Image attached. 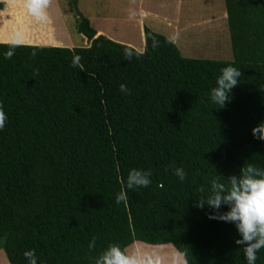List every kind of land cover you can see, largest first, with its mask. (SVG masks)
Here are the masks:
<instances>
[{"label":"trees","instance_id":"16d2710c","mask_svg":"<svg viewBox=\"0 0 264 264\" xmlns=\"http://www.w3.org/2000/svg\"><path fill=\"white\" fill-rule=\"evenodd\" d=\"M78 2L88 47L0 43V251L10 264L30 250L38 264H96L111 245L141 242L172 245L186 264H246L235 226L196 202L243 166L264 170L252 134L264 122V0H225L230 61L184 57L149 28L144 52L97 37ZM228 66L242 76L219 108L209 93ZM133 168L152 172L149 187L126 189Z\"/></svg>","mask_w":264,"mask_h":264},{"label":"rangeland","instance_id":"374dc122","mask_svg":"<svg viewBox=\"0 0 264 264\" xmlns=\"http://www.w3.org/2000/svg\"><path fill=\"white\" fill-rule=\"evenodd\" d=\"M21 1L17 0L14 6L12 4L8 20H5L3 16L0 17V24L3 25L0 29V42L23 45L33 43L35 40H42V37H30L29 30L27 31L28 27L34 26V33H40L42 28L46 29L49 26L53 30L52 35L57 33L56 38L63 45L62 47L85 48L89 46L90 43H85V36L79 34L77 30L79 16L72 12L70 0H47V6L43 9V19L38 18L34 12L30 14L26 5ZM78 1L80 12L90 21L91 26L97 32L101 31L103 36L117 43L128 45L139 52L145 51V28H149L156 33L165 35L173 42L175 41L174 43L184 57L233 60L231 40L230 43L229 41L226 43L228 52L225 53L221 44L218 43L217 37L215 39L209 37L207 42H205L207 36L194 42L190 38L192 35L194 39H197V32L200 30L205 33L210 31L208 23L201 28H194V26L198 21H202V17L207 20L217 16L215 8L218 3L216 0ZM222 2L224 5V0ZM7 3L9 4V2ZM7 21H10L7 25H10L11 28L6 27ZM11 24L14 26L12 27ZM173 31L177 36L173 34ZM33 37L34 39H32ZM208 47L210 48L205 49ZM144 255H147L146 259L151 260L153 264H165L163 253H145ZM175 259L178 264L182 263L178 257ZM0 264H10L3 250L0 251Z\"/></svg>","mask_w":264,"mask_h":264},{"label":"clouds","instance_id":"9594fccd","mask_svg":"<svg viewBox=\"0 0 264 264\" xmlns=\"http://www.w3.org/2000/svg\"><path fill=\"white\" fill-rule=\"evenodd\" d=\"M47 6V0H32L31 9L38 18L43 19V9ZM131 52H127V58L131 59ZM12 53L6 55L11 59ZM242 72L233 66L225 67L218 76L216 86L210 90L209 100L212 104L224 108L232 100V92L240 83ZM120 91L127 93L126 85L120 86ZM7 117L0 108V130L5 127ZM252 134L258 140L264 141V122H261L252 129ZM173 174L180 180L186 179V172L183 168H174ZM152 172L140 168H133L129 171L126 179V189L135 190L147 188L151 185ZM230 189L223 183L213 181L211 194L206 198H199L196 207L212 210L209 218L231 223L235 226L239 239L235 243L243 250L246 264H256L258 252L264 249V170L255 166H243L238 175L229 179ZM127 191L121 190L116 195V204L126 202ZM227 207V211H221ZM90 247H95L93 240ZM28 264H38V257L34 250L24 253ZM96 264H153L151 260L142 257L138 252L128 253L118 245H111L96 260Z\"/></svg>","mask_w":264,"mask_h":264},{"label":"crops","instance_id":"0c3cea01","mask_svg":"<svg viewBox=\"0 0 264 264\" xmlns=\"http://www.w3.org/2000/svg\"><path fill=\"white\" fill-rule=\"evenodd\" d=\"M2 2L6 3V7L3 11H0V17H5V20H8V15L12 10V4L13 6L16 4L17 0H0ZM9 2V4L7 3ZM21 2H23L26 7L27 10L31 13H33V10L30 7V4L32 3V0H22ZM216 2L218 3V6L215 8V10L217 11V16L213 17V18H209L207 20H205L204 17H202V21H198L196 23V25L194 26V28H201L203 27L206 23H208L210 25V31L212 32H202L200 30L197 32L198 36L196 37L197 39H194L193 36L191 35L190 38H192L193 42L194 41H199L200 39H203L204 36H207L208 38H205V42H207V40L210 38L215 39V37H217V39L219 40V44H221V48L223 51H225V53L228 52L227 47H226V43L231 40V36H230V30H229V26H228V15H227V11H226V5H225V0H224V5L222 0H216ZM31 16V15H30ZM8 23H10V21H7V23L5 24L7 28H11L10 25H7ZM12 27L14 26L13 24H11ZM3 27L2 24H0V29ZM5 27V26H4ZM34 26H29L27 31L30 33L29 36H41L42 40H35L33 43H29V44H24V45H35V46H53V47H62L63 45L61 43L58 42L57 37V33L55 35L53 34V30L47 26L46 29L42 28L40 33H34ZM45 27V26H43ZM37 29V28H36ZM58 30V29H57ZM1 31V30H0ZM51 32V33H50ZM55 32V30H54ZM220 32V33H219ZM50 33V34H47ZM43 34V35H42ZM103 33L101 31H98V36L102 35ZM144 34V31H143ZM173 34L175 36H177L176 32L173 31ZM179 37V36H178ZM195 37V36H194ZM34 39V37L32 38ZM40 41V42H39ZM175 42V41H174ZM190 42V41H189ZM204 42V44L206 45V43ZM0 43H4V44H20V43H5V42H0ZM85 43L89 44V40L88 38L85 37ZM231 44V43H230ZM90 45V44H89ZM144 45H145V40H144ZM204 48V47H203ZM205 48V49H209ZM128 253L131 254L133 252H138L142 257H144L145 259L148 258L146 257L147 255H144L145 253H163L165 256V264H178L177 260L175 259L176 257H178V259L181 260L182 263L180 264H186L185 259L183 258V256L174 248V246L172 245H162V246H151V245H147L141 242H137L135 243L133 246H131L128 250ZM172 254V256H171ZM176 256V257H175Z\"/></svg>","mask_w":264,"mask_h":264},{"label":"bare ground","instance_id":"6f19581e","mask_svg":"<svg viewBox=\"0 0 264 264\" xmlns=\"http://www.w3.org/2000/svg\"><path fill=\"white\" fill-rule=\"evenodd\" d=\"M23 45V44H22Z\"/></svg>","mask_w":264,"mask_h":264}]
</instances>
